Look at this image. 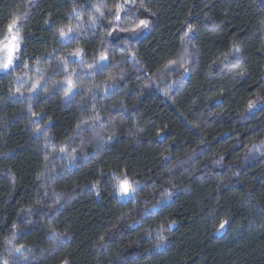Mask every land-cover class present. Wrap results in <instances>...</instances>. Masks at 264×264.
<instances>
[{"label":"trees","instance_id":"16d2710c","mask_svg":"<svg viewBox=\"0 0 264 264\" xmlns=\"http://www.w3.org/2000/svg\"><path fill=\"white\" fill-rule=\"evenodd\" d=\"M13 21L0 264H264V0H0V45Z\"/></svg>","mask_w":264,"mask_h":264},{"label":"snow or ice","instance_id":"6c2138e0","mask_svg":"<svg viewBox=\"0 0 264 264\" xmlns=\"http://www.w3.org/2000/svg\"><path fill=\"white\" fill-rule=\"evenodd\" d=\"M127 2H128V0H125V3H127ZM120 8H121V6L118 5L117 6L118 11L120 10ZM115 19H116V21H120L121 20V16L119 14H117ZM15 24H16V21H13V24L9 25V31H12L13 27L15 26ZM139 27L142 28V29H146V28L149 27V24L145 20H140ZM69 31H71V29ZM113 31H115V29ZM133 31H135V29H133ZM191 31H192V29H189V32H191ZM65 35L66 34L64 32H61V36H65ZM108 35L111 36V35H113V33L110 32ZM16 40H17V37L13 36L12 37V43L7 48V51L9 53L7 61L5 63H3V64H0V71H6V70L10 69V66L13 63V53L19 50V45L16 43ZM236 51H239V49L237 48ZM80 54H81V50H79V49H77V51L74 53V55H76V56H79ZM107 60H108V56L106 54L100 56L99 61H98L97 66H96L99 71H103L104 70V68L106 67V64L103 63V62H106ZM68 86H69V90H71V88H72V81L71 80L68 81ZM249 107L252 108L253 106L250 105ZM61 151L63 152L64 149H61ZM261 151H264V149H261ZM134 191H135V189L131 188L127 181H124V182H122L119 185V193H120L121 197H127V196L131 195ZM169 195H171V194L169 193ZM229 224H230L229 220L222 221L220 223L218 231L219 232H224L226 227ZM53 235H55V234L53 233ZM15 252H16L17 256H22L23 252H24V249L21 246L20 248H17L15 250Z\"/></svg>","mask_w":264,"mask_h":264},{"label":"rangeland","instance_id":"374dc122","mask_svg":"<svg viewBox=\"0 0 264 264\" xmlns=\"http://www.w3.org/2000/svg\"><path fill=\"white\" fill-rule=\"evenodd\" d=\"M13 36L17 37L16 43L19 45V48H20V40H19L18 34L15 31V28L13 27L12 31L8 30L5 41L0 45V64H3L7 61L8 54H9L7 51V48L11 45ZM18 52H19V50L13 53L12 65L14 64L15 60L17 59ZM12 65L10 66V68L12 67ZM6 71H8V70H6ZM6 71H0V74L5 73ZM132 196H133V193L127 197H121L120 193L118 194L119 200H124V201H127Z\"/></svg>","mask_w":264,"mask_h":264}]
</instances>
